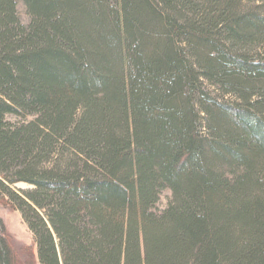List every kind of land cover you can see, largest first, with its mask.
Segmentation results:
<instances>
[{
  "label": "trees",
  "instance_id": "16d2710c",
  "mask_svg": "<svg viewBox=\"0 0 264 264\" xmlns=\"http://www.w3.org/2000/svg\"><path fill=\"white\" fill-rule=\"evenodd\" d=\"M0 207V264H264V0H0Z\"/></svg>",
  "mask_w": 264,
  "mask_h": 264
},
{
  "label": "rangeland",
  "instance_id": "374dc122",
  "mask_svg": "<svg viewBox=\"0 0 264 264\" xmlns=\"http://www.w3.org/2000/svg\"><path fill=\"white\" fill-rule=\"evenodd\" d=\"M17 11L21 19L26 20L25 9L21 3L17 4ZM14 187L26 189L29 187V185L25 183H16ZM167 195L168 192L166 191L162 193L160 202L158 204L160 207L164 206ZM0 217L5 224L6 231L12 239L13 247L19 252L18 254L20 255L21 259L23 257L25 258V249L32 248V250H34V247L31 233L27 229L25 223L22 221L19 213L17 211L0 207Z\"/></svg>",
  "mask_w": 264,
  "mask_h": 264
}]
</instances>
